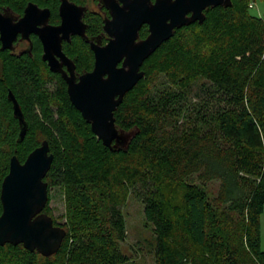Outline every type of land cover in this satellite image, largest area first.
<instances>
[{"label": "trees", "instance_id": "obj_1", "mask_svg": "<svg viewBox=\"0 0 264 264\" xmlns=\"http://www.w3.org/2000/svg\"><path fill=\"white\" fill-rule=\"evenodd\" d=\"M26 1L0 0V5L21 9ZM256 1L264 4L231 0L229 7L207 8L202 23L176 29L145 60L144 77L114 112L116 128L131 135L121 148L110 150L95 137L59 77L46 69L42 80L37 70L5 71L0 77V189L10 158L23 163L47 141L53 160L43 179L49 197L43 212L66 234L48 257L5 244L0 264H128L121 250L126 238L122 208L131 195L153 226V264H264L259 234L264 16L249 13ZM100 22L91 20L95 33ZM66 52L91 69L83 42L77 40ZM47 76L56 79L52 91L44 87ZM9 89L19 94L27 124L21 141L6 98ZM212 182L217 183L214 193L208 189ZM52 188L65 196L62 224L49 207Z\"/></svg>", "mask_w": 264, "mask_h": 264}, {"label": "water", "instance_id": "obj_2", "mask_svg": "<svg viewBox=\"0 0 264 264\" xmlns=\"http://www.w3.org/2000/svg\"><path fill=\"white\" fill-rule=\"evenodd\" d=\"M104 2L111 15V20H106L103 26L108 42L104 46L91 44L93 69L78 78L71 62L61 53L60 42L74 32L86 38L80 16L66 0H61L62 23L57 28L44 25L37 31L36 26L45 24L43 21L48 13L31 3L16 24L9 15L0 13V42L2 49H9L18 32L39 35L44 47L42 58L48 62L51 72L62 76L70 103L102 145L113 150L121 148L131 138L130 134L116 128L114 112L125 94L144 77L141 67L145 60L169 40L176 29L202 23L207 8L229 7L231 0H155L154 3L151 0H119L121 6L109 0ZM142 25L148 26V35L139 39ZM71 27L76 30L70 31ZM59 33L64 38H60ZM56 57L67 65L66 72L61 70ZM8 99L13 103V114L19 122L18 141H21L27 126L11 92ZM52 160L47 141H42L23 163L16 156L10 158L9 170L0 189V247L22 245L25 250L45 257L59 250L66 232L43 212L49 199L43 179Z\"/></svg>", "mask_w": 264, "mask_h": 264}, {"label": "flooded vegetation", "instance_id": "obj_3", "mask_svg": "<svg viewBox=\"0 0 264 264\" xmlns=\"http://www.w3.org/2000/svg\"><path fill=\"white\" fill-rule=\"evenodd\" d=\"M17 1H21V0H17ZM68 2V4H70L72 7H74V13H76V15L80 16V25L83 26L84 28V36L86 38V40L81 37L80 35L74 33H70L69 36L66 39H62L60 42V49H61V53L64 55L65 58H67L72 66H73V73L75 75L76 78H78L79 76L88 73L90 71H92L93 66H94V53L91 50V44H95L98 46H104L107 42H108V35L104 32L103 30V26H104V22L106 20H111V15L109 10L106 8L105 6V2L106 0H66ZM109 1H113L115 3H118L119 6H121L122 4L119 2V0H109ZM51 2V3H50ZM152 3L155 2V0H151ZM34 4L36 5L40 10H45L48 13L47 19H45L43 22L45 24L42 25H38L36 26V30L38 31L40 28H44L45 26L49 27V28H57L59 26H61L62 23V18L60 16V5H61V0H50L48 2H46L45 4H39L36 1L33 0H27L23 5L21 9H14L13 7L9 6V5H0V13L2 14H6L9 15L12 20L13 23L16 24L24 15V11L25 8L28 4ZM45 13H43V17ZM41 19H43L41 17ZM92 19H98L101 22V30L99 33H95L94 29H91V25L93 23H91ZM40 20V18H39ZM41 21V20H40ZM45 25V26H44ZM72 29L70 31L76 30V28L71 27ZM145 33L144 37H141L142 33ZM139 33V39H144L147 37L148 35V26L147 25H142L138 31ZM59 37L60 38H64L62 33H59ZM104 38V40H103ZM77 40H80L81 42H83L86 46V48L88 49V51L90 52V57L92 59V67L91 69H89L88 66H83L82 62L79 61V56L74 55V56H70L67 54L66 50L68 47L72 46L74 44V42H76ZM1 42H0V77H3L8 69H20L21 70H29L32 73L34 72V70L39 71L36 75L37 78L39 80L43 79V73L41 71H45L44 69H46L48 72L51 73V75H53V77H59L63 83L66 86L65 81L63 80L62 76L60 75V73H54L50 71V67L48 65L47 61H44L42 56L44 54V47H43V43L39 37V35H37L34 32H18L15 35L14 40L12 41L11 44V48L9 49H2L1 48ZM55 60L57 61V63L59 64L60 68L62 71H67V65L64 64V62L61 60V58H55ZM89 62V61H88ZM120 66V64L118 65ZM23 68V69H22ZM79 70H82L81 73ZM5 73V74H4ZM50 76V75H49ZM48 77V79L44 82V87L45 89L52 91L55 83H56V79H51ZM21 77H18L17 79H20ZM32 78V77H30ZM20 83L18 84V81L16 80V82L14 83V88L17 89V92L19 93L20 91ZM19 88V90H18ZM9 92H11V94L13 95L14 99L16 100L23 119L25 121V117L22 111V107L21 104L19 103V94H15L12 93V91L9 89L6 93V98H7V102L10 105V112H11V116L14 120H16V125L17 128L14 131L16 134L19 135L20 132V126H19V122L18 120L14 117L13 114V103L8 99V94ZM66 92H67V86H66ZM38 111V109H37ZM27 126V124H26ZM27 132V129H26ZM25 132V133H26Z\"/></svg>", "mask_w": 264, "mask_h": 264}, {"label": "rangeland", "instance_id": "obj_4", "mask_svg": "<svg viewBox=\"0 0 264 264\" xmlns=\"http://www.w3.org/2000/svg\"><path fill=\"white\" fill-rule=\"evenodd\" d=\"M255 7L249 10L253 16H264V4L262 1H256ZM160 79L157 81V83ZM204 97L201 95V98ZM217 183L212 182L208 185L210 192H215ZM49 207L52 210L57 223L64 222L61 219L66 214V201L61 189L52 188L49 191ZM122 214L126 225V238L121 244V250L129 256L128 264H153V248L155 246V236L153 226L147 223L144 217L143 204L133 197H128L125 206L122 208ZM259 234L261 240V250L264 251V214L259 217Z\"/></svg>", "mask_w": 264, "mask_h": 264}, {"label": "built area", "instance_id": "obj_5", "mask_svg": "<svg viewBox=\"0 0 264 264\" xmlns=\"http://www.w3.org/2000/svg\"><path fill=\"white\" fill-rule=\"evenodd\" d=\"M255 5H256V3L251 2V3L249 4V8H250V9H253V8L255 7Z\"/></svg>", "mask_w": 264, "mask_h": 264}]
</instances>
